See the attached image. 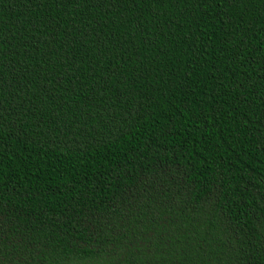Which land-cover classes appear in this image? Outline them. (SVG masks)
Wrapping results in <instances>:
<instances>
[{
	"label": "trees",
	"instance_id": "1",
	"mask_svg": "<svg viewBox=\"0 0 264 264\" xmlns=\"http://www.w3.org/2000/svg\"><path fill=\"white\" fill-rule=\"evenodd\" d=\"M0 264H264V0H0Z\"/></svg>",
	"mask_w": 264,
	"mask_h": 264
}]
</instances>
